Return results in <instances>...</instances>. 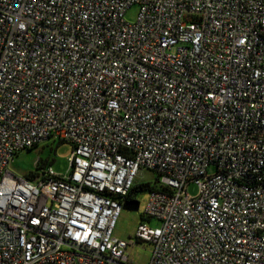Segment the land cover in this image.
<instances>
[{"label": "built area", "instance_id": "2783aa9c", "mask_svg": "<svg viewBox=\"0 0 264 264\" xmlns=\"http://www.w3.org/2000/svg\"><path fill=\"white\" fill-rule=\"evenodd\" d=\"M49 138L65 173L9 171ZM140 168L159 224L128 241ZM136 242L148 264H264V0H0V264H132Z\"/></svg>", "mask_w": 264, "mask_h": 264}, {"label": "rangeland", "instance_id": "374dc122", "mask_svg": "<svg viewBox=\"0 0 264 264\" xmlns=\"http://www.w3.org/2000/svg\"><path fill=\"white\" fill-rule=\"evenodd\" d=\"M138 6H131L125 13V19L129 22L134 21L137 14ZM72 146L67 142H60L57 139L49 138L40 142L35 148L22 150L18 152L11 160L8 169L17 176H25L29 172L36 170V164L45 161L46 165H50L56 172L65 173L69 166V157L71 155ZM157 173L151 169L140 168L134 179V184H150L157 183ZM188 192L195 194L197 188L194 184L188 186ZM150 191L148 189L139 190L135 193V199L139 201L138 210L121 209L117 218L113 234L121 239L130 240L134 238L135 230L142 219V213L148 199ZM151 225H158V221L152 219L145 220ZM151 245L147 242H136L127 248V254L132 264H148L150 259Z\"/></svg>", "mask_w": 264, "mask_h": 264}, {"label": "trees", "instance_id": "16d2710c", "mask_svg": "<svg viewBox=\"0 0 264 264\" xmlns=\"http://www.w3.org/2000/svg\"><path fill=\"white\" fill-rule=\"evenodd\" d=\"M37 145H34V146H32V147H30V148H28V150L29 149H33V148H35ZM27 150V149H26ZM16 155V154H15ZM14 155V156H15ZM46 164H45V161L44 162H42V163H40V162H38L37 164H36V170L37 169H39L40 167H43V166H45ZM36 170L35 171H32V172H29L27 175H25V177H27V178H31V177H33V175L36 173ZM159 181V180H158ZM158 181H157V183H155V184H153V185H150V184H139V185H137V184H133V186L130 188V190H129V193H128V195H127V198L129 199V200H131V199H135V193L136 192H138L139 190H143V189H148L149 191H151V190H155V189H162V187L158 184ZM142 219L143 220H145L143 217H142Z\"/></svg>", "mask_w": 264, "mask_h": 264}, {"label": "water", "instance_id": "95a60500", "mask_svg": "<svg viewBox=\"0 0 264 264\" xmlns=\"http://www.w3.org/2000/svg\"><path fill=\"white\" fill-rule=\"evenodd\" d=\"M139 207V201L136 199L127 200L122 204V208L128 209V210H138Z\"/></svg>", "mask_w": 264, "mask_h": 264}, {"label": "flooded vegetation", "instance_id": "af4514ba", "mask_svg": "<svg viewBox=\"0 0 264 264\" xmlns=\"http://www.w3.org/2000/svg\"><path fill=\"white\" fill-rule=\"evenodd\" d=\"M129 200L128 198L125 199V201Z\"/></svg>", "mask_w": 264, "mask_h": 264}]
</instances>
